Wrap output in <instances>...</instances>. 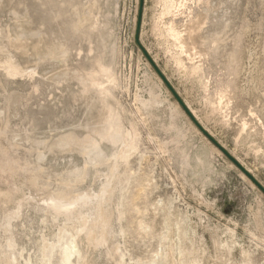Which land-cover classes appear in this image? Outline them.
<instances>
[{
  "label": "rangeland",
  "instance_id": "rangeland-1",
  "mask_svg": "<svg viewBox=\"0 0 264 264\" xmlns=\"http://www.w3.org/2000/svg\"><path fill=\"white\" fill-rule=\"evenodd\" d=\"M172 1L0 0V264H264V193L154 67L264 188V0Z\"/></svg>",
  "mask_w": 264,
  "mask_h": 264
},
{
  "label": "water",
  "instance_id": "water-1",
  "mask_svg": "<svg viewBox=\"0 0 264 264\" xmlns=\"http://www.w3.org/2000/svg\"><path fill=\"white\" fill-rule=\"evenodd\" d=\"M156 71L161 76L165 84L168 86V88L171 90L172 94L175 96L179 104L182 106V108L185 110V112L188 114V116L193 120V122L196 124V126L201 130V132L231 161L233 162L251 181L255 183L256 186L264 193V188L253 178V176L250 175V173L233 157L229 152H227L221 145H219L195 120L192 113L189 111V109L185 106L183 101L179 98L177 93L174 91V89L171 87V85L168 83L166 78L161 74L159 69L154 65Z\"/></svg>",
  "mask_w": 264,
  "mask_h": 264
},
{
  "label": "bare ground",
  "instance_id": "bare-ground-1",
  "mask_svg": "<svg viewBox=\"0 0 264 264\" xmlns=\"http://www.w3.org/2000/svg\"><path fill=\"white\" fill-rule=\"evenodd\" d=\"M173 3V1L172 0H166V4L167 5H171ZM167 8V7H166ZM168 9H169V7H168ZM170 30H171V32H172V34H173V36L176 38V40L178 39V40H180V37H179V34L177 33V31L175 30V28H173V27H171L170 28ZM113 121V120H112ZM117 127V126H116ZM121 130V129H120ZM119 132V131H118ZM122 132V131H121ZM118 135V134H117ZM119 136V135H118Z\"/></svg>",
  "mask_w": 264,
  "mask_h": 264
}]
</instances>
